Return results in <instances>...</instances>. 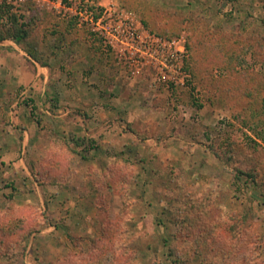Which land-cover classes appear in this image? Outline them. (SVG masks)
Masks as SVG:
<instances>
[{"label":"rangeland","instance_id":"rangeland-1","mask_svg":"<svg viewBox=\"0 0 264 264\" xmlns=\"http://www.w3.org/2000/svg\"><path fill=\"white\" fill-rule=\"evenodd\" d=\"M55 1L8 8L36 77L0 44V264H264V0H90L185 37L167 89Z\"/></svg>","mask_w":264,"mask_h":264},{"label":"built area","instance_id":"built-area-1","mask_svg":"<svg viewBox=\"0 0 264 264\" xmlns=\"http://www.w3.org/2000/svg\"><path fill=\"white\" fill-rule=\"evenodd\" d=\"M26 1L0 0V5H9L12 12L19 14L25 13ZM33 1L39 5L41 0ZM51 4L57 13L75 17L80 23L87 24L103 39L105 47L114 53L119 62L134 68L136 73L147 72L149 86L167 89L185 86L190 81L185 67L187 50L183 35L169 39L153 33L132 11L119 7L113 1L56 0Z\"/></svg>","mask_w":264,"mask_h":264},{"label":"trees","instance_id":"trees-1","mask_svg":"<svg viewBox=\"0 0 264 264\" xmlns=\"http://www.w3.org/2000/svg\"><path fill=\"white\" fill-rule=\"evenodd\" d=\"M5 7L7 10L4 9ZM9 7L10 6L6 5V4L0 5V13L1 14L6 13L7 18L10 21V24L7 27H4V29L0 30V42L3 40L9 39V40H12L16 44H22L25 40H27L31 36L30 31H31V27H32V21H35L38 18L37 9L36 8L31 9L32 16L28 20H25L24 17L19 18L14 13H10L8 11ZM73 20H77V19H75V17H73L72 20L69 22V24L72 23ZM67 28H68L67 25H62L61 28L54 29V30H57L54 32L61 34L64 31H66ZM96 48H98V46ZM26 50H28L26 52L33 60H35L40 65L45 66L46 63L41 60V58L36 54V52L32 51L29 48H27ZM185 67L187 69L186 64H185ZM73 140H75V139H73ZM80 140H82V139H80Z\"/></svg>","mask_w":264,"mask_h":264},{"label":"crops","instance_id":"crops-1","mask_svg":"<svg viewBox=\"0 0 264 264\" xmlns=\"http://www.w3.org/2000/svg\"><path fill=\"white\" fill-rule=\"evenodd\" d=\"M28 11V9L26 8L25 9V12H27ZM5 41H8L10 44H13V46H14V48H15V50L16 51H8V53H10V54H12V55H14L15 54V56H18L19 58H22L23 60H25V62L26 63H28L29 64V66H30V68L35 72V77H36V67H37V62L35 61V60H33L28 54H27V52H26V50H24V49H22V48H20L19 46H18V44H16V43H14L12 40H8V39H6V40H3V41H1L0 42V44H4V42ZM17 50H19L20 51V53H18V51ZM18 57H16V59H18ZM19 60V59H18ZM15 61V62H19V61ZM17 67V66H16ZM39 68H41L42 70L43 69H45L46 68V66H40ZM15 70H14V74H16V69L18 70V67L17 68H14ZM39 70V69H38ZM41 72V71H40ZM42 72H44V71H42ZM17 73H19V72H17ZM38 74V73H37ZM22 77H24V76H22ZM30 125V130H24V137H23V144H28V142H29V136H30V132L32 133V130L33 131H37L38 129V125L37 124H29ZM97 127H92L91 129H90V127H83V129L81 130L82 131V134H84V135H86L87 136V134H89V131L90 130H93V129H96ZM70 130H75V127L73 126V124L70 126ZM42 136H40V137H43V134H41ZM94 138V140H95V142H96V144L97 143H99V144H106V143H109V142H113L112 140V138H110V137H108V138H100L99 136L98 137H93ZM37 140V139H36ZM42 140V139H41ZM45 141V140H44ZM112 144V143H111ZM102 153V152H101ZM105 154V153H104ZM105 156V155H104ZM101 158V157H100ZM103 159H105V158H103ZM76 173H75V175L76 176H78V175H85V173L83 172V170H78V171H75ZM73 183H74V181H73Z\"/></svg>","mask_w":264,"mask_h":264}]
</instances>
